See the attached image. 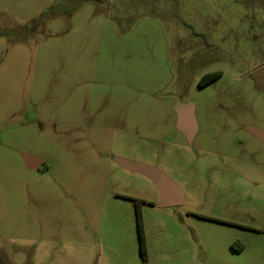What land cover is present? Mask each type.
Returning a JSON list of instances; mask_svg holds the SVG:
<instances>
[{
  "label": "rangeland",
  "instance_id": "1",
  "mask_svg": "<svg viewBox=\"0 0 264 264\" xmlns=\"http://www.w3.org/2000/svg\"><path fill=\"white\" fill-rule=\"evenodd\" d=\"M187 103L191 140L176 126ZM253 128L264 0H0V264H142L123 195L153 202L149 264H264ZM116 155L161 168L186 202L159 205Z\"/></svg>",
  "mask_w": 264,
  "mask_h": 264
},
{
  "label": "water",
  "instance_id": "2",
  "mask_svg": "<svg viewBox=\"0 0 264 264\" xmlns=\"http://www.w3.org/2000/svg\"><path fill=\"white\" fill-rule=\"evenodd\" d=\"M194 107V104L187 103L176 108L178 117L176 126L190 140L194 139L198 130ZM252 132L264 142L263 130L253 128ZM23 159L26 165L30 168L38 169L41 167V159L35 155L25 153L23 154ZM113 159L125 169L132 172H138L155 183L159 190V205L176 206L182 205L186 202V198L180 187L171 177H169L168 174L164 173V171L156 165L140 163V161L123 158L119 155L114 156Z\"/></svg>",
  "mask_w": 264,
  "mask_h": 264
},
{
  "label": "trees",
  "instance_id": "3",
  "mask_svg": "<svg viewBox=\"0 0 264 264\" xmlns=\"http://www.w3.org/2000/svg\"><path fill=\"white\" fill-rule=\"evenodd\" d=\"M222 75L221 71L217 72H208L204 74L201 79H200V85L205 86L209 84L210 82L215 81ZM125 198H129L135 202L136 206V217H137V231H138V236H139V241H140V253L143 259L142 264H149V256H148V249H147V240H146V233H145V223L142 215V210H143V205L145 203H153L152 201H148L145 199H139V197H133V196H128V195H123ZM241 250V248H240Z\"/></svg>",
  "mask_w": 264,
  "mask_h": 264
},
{
  "label": "flooded vegetation",
  "instance_id": "4",
  "mask_svg": "<svg viewBox=\"0 0 264 264\" xmlns=\"http://www.w3.org/2000/svg\"><path fill=\"white\" fill-rule=\"evenodd\" d=\"M243 227H250V226H246V225H244Z\"/></svg>",
  "mask_w": 264,
  "mask_h": 264
},
{
  "label": "crops",
  "instance_id": "5",
  "mask_svg": "<svg viewBox=\"0 0 264 264\" xmlns=\"http://www.w3.org/2000/svg\"><path fill=\"white\" fill-rule=\"evenodd\" d=\"M195 116H196V114H195ZM198 131V130H197ZM197 134V133H196ZM255 135V134H254ZM257 137V136H256ZM195 138V137H194Z\"/></svg>",
  "mask_w": 264,
  "mask_h": 264
}]
</instances>
